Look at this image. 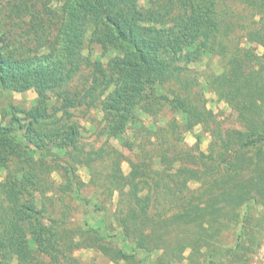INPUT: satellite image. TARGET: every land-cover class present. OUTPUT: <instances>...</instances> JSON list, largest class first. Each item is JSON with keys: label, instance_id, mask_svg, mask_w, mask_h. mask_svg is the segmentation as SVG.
<instances>
[{"label": "trees", "instance_id": "1", "mask_svg": "<svg viewBox=\"0 0 264 264\" xmlns=\"http://www.w3.org/2000/svg\"><path fill=\"white\" fill-rule=\"evenodd\" d=\"M210 55L219 70L197 69ZM30 89L29 107L7 101ZM206 90L239 126L214 119ZM1 96L0 264H92L75 251L105 237L104 219L71 226L52 197L59 171L79 196L80 166L116 193L112 261L163 250L153 264H245L259 246L264 0H0ZM161 112L165 124L142 117ZM196 125L206 151L184 140ZM111 139L131 154L126 175Z\"/></svg>", "mask_w": 264, "mask_h": 264}, {"label": "rangeland", "instance_id": "2", "mask_svg": "<svg viewBox=\"0 0 264 264\" xmlns=\"http://www.w3.org/2000/svg\"><path fill=\"white\" fill-rule=\"evenodd\" d=\"M261 49L259 48L258 51ZM97 52V50H95ZM219 58L214 55H210L204 57L202 62L196 64V68L201 70L204 73H207L212 70H219L217 66ZM203 81V79H201ZM7 101L10 99L17 105L19 104L22 107H29L33 99L35 98V92L33 89L27 90L25 92H13L8 93ZM6 96V95H5ZM205 100L207 108L211 109L214 114V119L217 120L223 127H237L239 126V122L236 119L235 114L229 108V106L218 100L217 97L211 92L205 91ZM6 98L1 96L0 98V109L5 104ZM162 112L153 117L142 116L146 122H151L154 120L156 124H165L167 119L171 117L169 112ZM100 118V114H99ZM99 120V119H98ZM98 123V122H97ZM93 131H89L84 135L85 139L89 141L94 137L92 135ZM196 135L200 136L199 141V149L202 151H206L207 146L210 142L209 133L201 127V125H196L192 130L186 131L184 133V140L188 145H193L196 142ZM110 143L114 145L118 151L121 153V156L124 158L120 162V169L123 175H126L130 171L129 163L126 159L127 156L131 154L127 151L123 146L119 143V141L115 139H111ZM102 174L105 175L108 173L106 168L101 169ZM60 173H54L53 176L55 178V185L53 191V201L57 206H64L66 217L68 218V223L71 226H74L75 221L82 220L85 217H89L92 221L98 223L99 219H104L105 226H100L101 232L105 235L103 238L99 239H86L91 246L84 247L82 249H78L75 251V255H77L83 262L92 263V264H153L156 259H158L161 255H163V250H155L151 252V254L142 259L140 254L128 259H119L112 261L109 258V255L115 252L119 248V244H121V235L119 234V228L116 223L111 218V213L114 210L116 203V193L111 195L110 198L106 196L104 190L100 188H95L93 185L88 184L89 172L88 169L80 166L76 170V174L84 180L85 184L80 187L79 196H76L73 193L72 186L67 179V176L64 175L63 171H59ZM6 170H0V185L6 182ZM198 183L192 182L191 187H196ZM102 208V209H101ZM101 209V210H100ZM85 242V241H84ZM229 244H232V241H229ZM264 246V236L261 238L259 246L249 255V259L245 262V264H262V259H264V255L262 249ZM126 250V249H125ZM129 254L130 250H126ZM189 254V249H185L183 251V256H187ZM187 263V260H184ZM161 264H167L165 257L160 260Z\"/></svg>", "mask_w": 264, "mask_h": 264}, {"label": "built area", "instance_id": "3", "mask_svg": "<svg viewBox=\"0 0 264 264\" xmlns=\"http://www.w3.org/2000/svg\"><path fill=\"white\" fill-rule=\"evenodd\" d=\"M261 249H262V252H263V255H264V246ZM261 263L264 264V259H262V262Z\"/></svg>", "mask_w": 264, "mask_h": 264}]
</instances>
